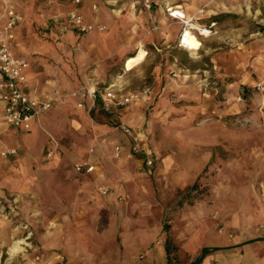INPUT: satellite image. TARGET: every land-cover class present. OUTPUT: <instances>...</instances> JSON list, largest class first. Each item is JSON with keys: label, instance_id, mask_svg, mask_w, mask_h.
<instances>
[{"label": "rangeland", "instance_id": "1", "mask_svg": "<svg viewBox=\"0 0 264 264\" xmlns=\"http://www.w3.org/2000/svg\"><path fill=\"white\" fill-rule=\"evenodd\" d=\"M84 2L0 0V42L54 72L48 125L0 152V264H187L203 244L264 238V0H151L131 22L144 61L125 71L139 49L119 46L103 60V83L62 90L60 73L90 74L99 52L85 37L106 30L73 27V15L84 19L65 10ZM184 29L198 50L180 46ZM110 84L127 105L79 108L68 96Z\"/></svg>", "mask_w": 264, "mask_h": 264}, {"label": "crops", "instance_id": "2", "mask_svg": "<svg viewBox=\"0 0 264 264\" xmlns=\"http://www.w3.org/2000/svg\"><path fill=\"white\" fill-rule=\"evenodd\" d=\"M84 1L86 2H84L81 7L72 9L67 6V10L65 11L67 13L72 12L77 15L80 14L84 19L83 23L103 25L106 27V30L103 32L94 31L85 37V42L83 44L84 46H86V49L89 51L91 50L99 52V57H97V59L93 61L95 66L90 71V74L86 76L84 74H81L82 70H80L78 73H71V77L69 78L63 76V73H60L61 75H59L57 81L62 90L70 89L67 88V86L75 87L74 85H78L79 83H83L89 86H96L100 83H103L104 79L101 77L100 68H106L107 61L103 62V60L110 58L111 52L113 50L121 46L120 52L122 51V53L125 54L127 53V51H130L132 49L138 50L139 46H141L140 40L137 41L132 39V33H134L135 31L132 30L131 22L132 24H134L135 21H138L137 23L139 24L141 23L142 18H145L146 10L143 8L142 5L143 0ZM152 4H157L156 0H152ZM176 13L182 16L181 12ZM154 35L157 36L158 33H151L150 35L146 36V43L149 44L154 42ZM135 54L133 53L132 55L127 57H132ZM81 59L82 58H80V56L75 57L76 65H83ZM46 63L47 62H45L44 59L42 60L40 58H36L34 59V62L30 61V64L28 63V68L24 71L25 81L23 82L21 87L23 91L28 94L31 98L37 100H44L47 97V93L49 92L51 85L53 84L54 72L50 67L46 65ZM70 80L73 82L71 83ZM109 86H111V84ZM86 104L89 106L92 103L90 102V100L87 99ZM48 112L42 114L36 121L32 123V126L29 130V136L32 137L34 134L35 137L38 136L40 134L39 132H41L43 128V125H48L46 115ZM43 122L44 124H42ZM44 129L48 130L46 127H44ZM18 132L22 134H27L28 131H18L12 127H9L3 121L0 120V152L3 151V149L5 148L9 149L17 144L18 136L16 135V133ZM257 239L260 238L243 239L240 242L231 246H218L209 243L203 244L199 249V253L195 256L192 261L187 264H190L191 262L195 261L200 256L201 251L203 249L216 250L207 254L200 261L199 264H214V260H216V264H260L262 261H264V256H262V251H264V240ZM243 248L248 249L247 251H245V255L244 253L235 252L231 256L234 257V259H228L226 256L227 254L223 252L224 250L231 249H233V251H238V249Z\"/></svg>", "mask_w": 264, "mask_h": 264}, {"label": "built area", "instance_id": "3", "mask_svg": "<svg viewBox=\"0 0 264 264\" xmlns=\"http://www.w3.org/2000/svg\"><path fill=\"white\" fill-rule=\"evenodd\" d=\"M143 6L150 9L151 0H143ZM179 16V15H178ZM181 16V15H180ZM175 12L170 13V17L179 18ZM182 19L184 15L182 14ZM17 22L15 14L9 12L8 27L12 28ZM73 27L80 32L89 31L92 27L85 26L80 16H72ZM184 33H182L181 40ZM28 68V62L16 55L6 40L0 42V120L9 127H12L21 132L30 130L32 123L36 121L42 114L48 112L53 106V98L47 96L44 100H37L31 98L26 94L21 85L25 81L24 71ZM73 98H77V106L81 108L83 101L90 100L92 105L97 100L100 102L101 108L109 112L113 107L125 106L130 102V97L120 95L113 91L111 86L104 88L102 91L96 92L95 90L87 92H73L69 94ZM123 132L130 136L136 143L134 151H138L137 147L143 148V136L139 133H134L130 128L123 127ZM14 150L3 152V155H13ZM50 153L48 156L50 157ZM151 165V160L147 161ZM77 171L82 169L87 173L93 170L92 166L80 167L77 166ZM260 264H264L261 262Z\"/></svg>", "mask_w": 264, "mask_h": 264}, {"label": "bare ground", "instance_id": "4", "mask_svg": "<svg viewBox=\"0 0 264 264\" xmlns=\"http://www.w3.org/2000/svg\"><path fill=\"white\" fill-rule=\"evenodd\" d=\"M175 15L177 17L180 16L176 12H175ZM180 18H182V17L180 16ZM194 26L191 25L190 28L191 29H195ZM199 30H200L202 35H207V33H208L206 30H202V29H199ZM181 37H180V39H181ZM179 42H180V46L186 47V48H188L190 50H195L198 47V43H197L196 38L193 36L192 32L187 30V29H184L183 39H182V41H179ZM145 56H146V53L144 52V50L139 49L138 52L134 56L129 57V58H127L125 60V62H124V70H126V71L132 70L134 67L139 65L144 60ZM17 249L18 248H17V245L15 243V246H13L11 248V251L15 252V251H17Z\"/></svg>", "mask_w": 264, "mask_h": 264}, {"label": "trees", "instance_id": "5", "mask_svg": "<svg viewBox=\"0 0 264 264\" xmlns=\"http://www.w3.org/2000/svg\"><path fill=\"white\" fill-rule=\"evenodd\" d=\"M257 240H264V239H257ZM216 249H203L202 251H201V254H200V256L195 260V261H193V262H191L190 264H199L200 263V261L207 255V254H209V253H211L212 251H215Z\"/></svg>", "mask_w": 264, "mask_h": 264}]
</instances>
